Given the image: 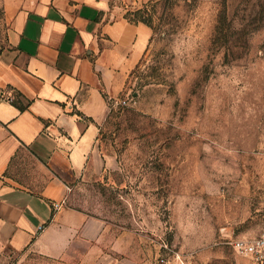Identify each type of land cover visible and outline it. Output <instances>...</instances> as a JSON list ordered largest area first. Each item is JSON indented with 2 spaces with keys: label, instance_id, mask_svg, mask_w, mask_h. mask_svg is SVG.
<instances>
[{
  "label": "rangeland",
  "instance_id": "obj_1",
  "mask_svg": "<svg viewBox=\"0 0 264 264\" xmlns=\"http://www.w3.org/2000/svg\"><path fill=\"white\" fill-rule=\"evenodd\" d=\"M109 3L152 37L99 128L114 168L62 202L99 220L98 250H6L0 264H257L227 241L264 224V0ZM6 35L0 0V50Z\"/></svg>",
  "mask_w": 264,
  "mask_h": 264
},
{
  "label": "crops",
  "instance_id": "obj_2",
  "mask_svg": "<svg viewBox=\"0 0 264 264\" xmlns=\"http://www.w3.org/2000/svg\"><path fill=\"white\" fill-rule=\"evenodd\" d=\"M109 2L2 0L0 257L6 250L64 257L81 243L98 250L99 220L52 204L78 179L114 168L99 128L152 37L150 26L117 15ZM18 157L40 176L10 170Z\"/></svg>",
  "mask_w": 264,
  "mask_h": 264
},
{
  "label": "built area",
  "instance_id": "obj_3",
  "mask_svg": "<svg viewBox=\"0 0 264 264\" xmlns=\"http://www.w3.org/2000/svg\"><path fill=\"white\" fill-rule=\"evenodd\" d=\"M8 101H13L12 96L7 97ZM115 104L125 105V99H117ZM62 202H54L52 208L58 210L62 206ZM42 227L40 226L39 229ZM227 243L233 252L239 256L247 257L257 264H264V224L261 232L255 236H237L230 238Z\"/></svg>",
  "mask_w": 264,
  "mask_h": 264
},
{
  "label": "trees",
  "instance_id": "obj_4",
  "mask_svg": "<svg viewBox=\"0 0 264 264\" xmlns=\"http://www.w3.org/2000/svg\"><path fill=\"white\" fill-rule=\"evenodd\" d=\"M139 21L144 22L143 20H139ZM134 22H136V21H134ZM144 23H146V22H144ZM18 97H19V96H18ZM18 97H17V98H18ZM13 102H15V103L17 102V101H16V98L13 99ZM19 107H20V109H23V106H19Z\"/></svg>",
  "mask_w": 264,
  "mask_h": 264
}]
</instances>
